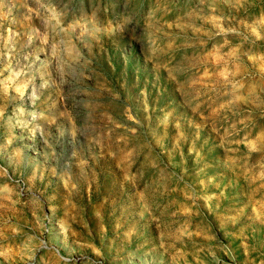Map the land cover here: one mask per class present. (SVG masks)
I'll return each mask as SVG.
<instances>
[{
  "label": "rangeland",
  "instance_id": "rangeland-1",
  "mask_svg": "<svg viewBox=\"0 0 264 264\" xmlns=\"http://www.w3.org/2000/svg\"><path fill=\"white\" fill-rule=\"evenodd\" d=\"M0 264H264V0H0Z\"/></svg>",
  "mask_w": 264,
  "mask_h": 264
}]
</instances>
